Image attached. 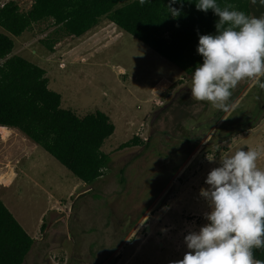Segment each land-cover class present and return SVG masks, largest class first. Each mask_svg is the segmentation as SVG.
I'll list each match as a JSON object with an SVG mask.
<instances>
[{
    "label": "rangeland",
    "instance_id": "1",
    "mask_svg": "<svg viewBox=\"0 0 264 264\" xmlns=\"http://www.w3.org/2000/svg\"><path fill=\"white\" fill-rule=\"evenodd\" d=\"M9 1L22 12L31 6L0 0V7ZM250 10L264 15L258 0ZM52 31L43 22L12 38L9 57L45 70L62 109L79 117L100 111L115 129L101 147L109 155L105 175L90 189L17 130L0 129V199L34 238L23 264L182 260L184 236L206 223L199 190L209 171L240 148L260 150L264 169V90L240 81L223 112L191 97L192 73L105 18L79 38L60 36L49 52L41 42ZM132 137L147 145L117 150Z\"/></svg>",
    "mask_w": 264,
    "mask_h": 264
},
{
    "label": "trees",
    "instance_id": "2",
    "mask_svg": "<svg viewBox=\"0 0 264 264\" xmlns=\"http://www.w3.org/2000/svg\"><path fill=\"white\" fill-rule=\"evenodd\" d=\"M123 1L31 0L25 12L14 1L0 7V129L17 130L89 189L105 175L109 155L101 147L113 134L114 125L100 111L79 117L62 109L61 96L48 88L45 70L19 56L9 57L14 48L12 38L36 24L50 22L53 31L41 43L53 52L60 36L79 38L105 18L186 75L202 63L196 52L198 33H215L218 17L212 10L198 11L196 0H178L172 7L181 14L174 18L169 0H149L144 5L133 0L120 6ZM218 3L251 16L250 0ZM146 145L147 141L132 137L117 150ZM33 243L0 199V264H23ZM254 257L264 260V249L254 250Z\"/></svg>",
    "mask_w": 264,
    "mask_h": 264
},
{
    "label": "clouds",
    "instance_id": "3",
    "mask_svg": "<svg viewBox=\"0 0 264 264\" xmlns=\"http://www.w3.org/2000/svg\"><path fill=\"white\" fill-rule=\"evenodd\" d=\"M149 0H138L140 5ZM172 17L181 14L172 7ZM264 6V0H258ZM257 4V0H251ZM196 9L218 17L215 33L200 35L196 52L202 57L192 71L191 97L220 111L230 110L232 90L242 80L264 90V15L249 16L218 0H196ZM261 152L240 148L223 157L207 174L199 196L208 206L206 223L184 236L188 251L171 264H264L254 250L264 249V169ZM212 161L213 159H208Z\"/></svg>",
    "mask_w": 264,
    "mask_h": 264
},
{
    "label": "crops",
    "instance_id": "4",
    "mask_svg": "<svg viewBox=\"0 0 264 264\" xmlns=\"http://www.w3.org/2000/svg\"><path fill=\"white\" fill-rule=\"evenodd\" d=\"M82 185H83V184H82ZM83 186H84V185H83ZM4 190L6 191V188H4ZM20 220H21V223H22V222H23L22 219H20ZM22 225L24 226L25 223L23 222ZM32 238H33V237H32ZM33 239H34V238H33Z\"/></svg>",
    "mask_w": 264,
    "mask_h": 264
}]
</instances>
